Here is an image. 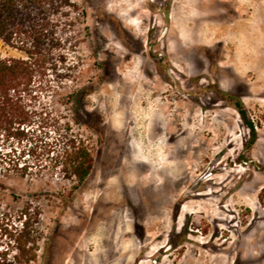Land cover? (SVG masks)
Listing matches in <instances>:
<instances>
[{
    "label": "rangeland",
    "instance_id": "rangeland-1",
    "mask_svg": "<svg viewBox=\"0 0 264 264\" xmlns=\"http://www.w3.org/2000/svg\"><path fill=\"white\" fill-rule=\"evenodd\" d=\"M73 1L28 135L0 133V264H264V0Z\"/></svg>",
    "mask_w": 264,
    "mask_h": 264
},
{
    "label": "trees",
    "instance_id": "trees-1",
    "mask_svg": "<svg viewBox=\"0 0 264 264\" xmlns=\"http://www.w3.org/2000/svg\"><path fill=\"white\" fill-rule=\"evenodd\" d=\"M73 0H0V38L10 46L22 51L25 57H0V133L27 136L24 124L32 122L33 111L28 100L34 91L32 82L36 73H44L54 51L61 48L60 25L68 17V9L76 8ZM244 121L256 130L246 110L238 107ZM21 125L23 128L21 129ZM62 168L68 178H75L74 188L82 185L91 173L94 158L90 147L76 136L69 137L62 149ZM22 228L4 227V234L20 251L37 249V240L30 238L29 210L25 211ZM32 242L33 247L27 249ZM36 258V253L29 259Z\"/></svg>",
    "mask_w": 264,
    "mask_h": 264
},
{
    "label": "water",
    "instance_id": "water-1",
    "mask_svg": "<svg viewBox=\"0 0 264 264\" xmlns=\"http://www.w3.org/2000/svg\"><path fill=\"white\" fill-rule=\"evenodd\" d=\"M194 189H196V187H193L191 190H194Z\"/></svg>",
    "mask_w": 264,
    "mask_h": 264
}]
</instances>
